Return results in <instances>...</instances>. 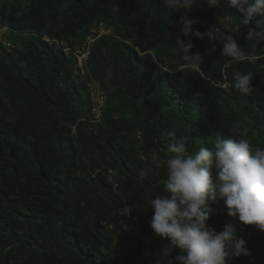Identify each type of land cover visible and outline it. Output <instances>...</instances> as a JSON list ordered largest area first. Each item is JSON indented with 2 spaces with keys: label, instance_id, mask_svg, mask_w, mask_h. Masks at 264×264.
Masks as SVG:
<instances>
[{
  "label": "trees",
  "instance_id": "obj_1",
  "mask_svg": "<svg viewBox=\"0 0 264 264\" xmlns=\"http://www.w3.org/2000/svg\"><path fill=\"white\" fill-rule=\"evenodd\" d=\"M197 2L194 27L213 33L191 38L200 73L175 48L184 10L165 0H0V264H164L168 240L148 222L166 133L187 137L189 154L219 138L264 147V38L246 37L264 22ZM225 33L247 60L221 56ZM237 72L253 74L250 94L232 88ZM89 84L104 96L97 115ZM211 207L206 223H232L250 253L229 264H264V232Z\"/></svg>",
  "mask_w": 264,
  "mask_h": 264
},
{
  "label": "clouds",
  "instance_id": "obj_2",
  "mask_svg": "<svg viewBox=\"0 0 264 264\" xmlns=\"http://www.w3.org/2000/svg\"><path fill=\"white\" fill-rule=\"evenodd\" d=\"M204 2L217 6L220 0ZM165 4L171 11L184 10L177 21L180 34L175 48L189 62L187 67L200 73L202 57L190 54L191 38L210 39L213 33L197 30L194 25L199 21L188 15L198 5L197 0H165ZM227 6L240 14L242 25L264 22V0H227ZM253 36L264 38V32L250 28L246 37ZM219 42L221 56L235 62L248 59L232 34L225 33ZM252 78V73L237 72L231 86L248 95L253 90ZM166 136L168 156L155 162L156 167L166 169L165 193L151 199L153 215L148 222L154 235L168 240L161 246L160 259L164 264H229L233 258L249 255L245 240L237 237L232 223L217 232L206 222L213 211L211 205L222 201L229 217L264 232V147H253L244 138H219L211 148L200 147L189 154L187 137H178L171 130ZM139 176L145 177V170L140 169ZM132 211L133 207L126 205L119 214L127 216ZM174 248L179 249L176 255H172Z\"/></svg>",
  "mask_w": 264,
  "mask_h": 264
},
{
  "label": "rangeland",
  "instance_id": "obj_3",
  "mask_svg": "<svg viewBox=\"0 0 264 264\" xmlns=\"http://www.w3.org/2000/svg\"><path fill=\"white\" fill-rule=\"evenodd\" d=\"M98 31L99 32H102L103 31V29H102V27L101 26H99V28H98ZM0 39L4 42V44L5 45H7L6 44V30H5V28L4 27H0ZM81 59H80V57H78V63L80 64L81 63V61H80ZM89 90H90V94H91V97H92V100H94L97 104H96V106H95V108H94V113L97 115V113H98V108H97V105H101L102 104V102H103V100H104V96L101 94V92L97 89V87L95 86V85H93V84H89ZM236 221V220H235ZM238 222V221H237ZM240 223V225L242 226V228H244V226H243V224L241 223V222H239ZM127 228V230H130V226H128V227H126Z\"/></svg>",
  "mask_w": 264,
  "mask_h": 264
},
{
  "label": "built area",
  "instance_id": "obj_4",
  "mask_svg": "<svg viewBox=\"0 0 264 264\" xmlns=\"http://www.w3.org/2000/svg\"><path fill=\"white\" fill-rule=\"evenodd\" d=\"M86 54H87V51L84 52V53H82L81 56H80V59H85ZM126 227H128V226H126ZM130 227H131V226H130Z\"/></svg>",
  "mask_w": 264,
  "mask_h": 264
}]
</instances>
